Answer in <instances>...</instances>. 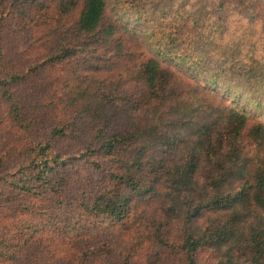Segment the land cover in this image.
I'll use <instances>...</instances> for the list:
<instances>
[{
	"label": "trees",
	"instance_id": "trees-1",
	"mask_svg": "<svg viewBox=\"0 0 264 264\" xmlns=\"http://www.w3.org/2000/svg\"><path fill=\"white\" fill-rule=\"evenodd\" d=\"M247 1L0 0V264H264Z\"/></svg>",
	"mask_w": 264,
	"mask_h": 264
},
{
	"label": "rangeland",
	"instance_id": "rangeland-1",
	"mask_svg": "<svg viewBox=\"0 0 264 264\" xmlns=\"http://www.w3.org/2000/svg\"><path fill=\"white\" fill-rule=\"evenodd\" d=\"M255 1H256V2H255ZM246 5L250 6V9H255L254 6H256V10H257V12H259L257 18H258L259 20H262V21H263L262 18H264V16H263L262 14H263L264 7H263L262 5H264V0H254V2H252V3H251L250 0H248V1L246 2ZM261 6H262V11H261ZM260 11H261V13H260ZM259 15H260V18H259ZM242 25H243V26L253 27V33H255V34H253L251 37L258 36V35H259L258 33H261V36L264 35L263 32H259V30L261 29V23H260V21H259V22H256L255 25H253L252 23H249L248 21H246V22L242 23ZM247 32H248L249 34H252V32H250L249 30H247ZM261 47H262V45L260 46V48H261ZM247 90H249V88H248ZM223 92H224V91H223ZM247 93H248V94H245L246 96H244V97L242 98V102H243V103H246L247 107H248L251 111H255V112H257V114H259L260 118L263 119V116H264V108H259V109H257L256 104L253 102L254 100H252V98H251L252 96H249V92H247ZM226 94L228 95V98L231 99V100H230L231 103H234L233 100H237V99H238V98H236V97L233 96V93H229V92H228V93H226ZM257 94H258L259 96H262V95L264 96V92H262V93H256V95H255V94H254V95L257 96ZM238 100H239V99H238Z\"/></svg>",
	"mask_w": 264,
	"mask_h": 264
}]
</instances>
